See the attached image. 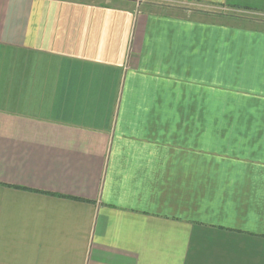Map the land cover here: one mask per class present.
Wrapping results in <instances>:
<instances>
[{"label": "crops", "instance_id": "1", "mask_svg": "<svg viewBox=\"0 0 264 264\" xmlns=\"http://www.w3.org/2000/svg\"><path fill=\"white\" fill-rule=\"evenodd\" d=\"M98 1L0 0V264H264V27Z\"/></svg>", "mask_w": 264, "mask_h": 264}, {"label": "rangeland", "instance_id": "2", "mask_svg": "<svg viewBox=\"0 0 264 264\" xmlns=\"http://www.w3.org/2000/svg\"><path fill=\"white\" fill-rule=\"evenodd\" d=\"M106 0H99V3H104L106 4L107 2H105ZM128 1L127 4L125 5L126 7H128L129 9H132L135 7L137 9H139L141 11V9H145L148 10L147 8H149L150 6L152 7H156L158 6L159 8H164V6H170L175 8V10H177L178 12L181 13V11H188V12H206V13H212V14H230V11L228 9L225 10H221L219 8L216 9H212V8H207L203 5L200 4H195V3H191V4H187L183 1L179 2V1H168V0H126ZM167 8V7H166ZM178 8V9H177ZM165 9V8H164ZM187 13V12H186ZM250 15L249 18L254 19L255 21V27L256 28H262L264 27V15L261 14H247Z\"/></svg>", "mask_w": 264, "mask_h": 264}, {"label": "trees", "instance_id": "3", "mask_svg": "<svg viewBox=\"0 0 264 264\" xmlns=\"http://www.w3.org/2000/svg\"><path fill=\"white\" fill-rule=\"evenodd\" d=\"M175 1H179V0H175ZM181 2V1H179ZM187 4H191V3H195V4H199V2H192V1H183ZM163 7L165 8H159L158 6L156 7H152L150 6L148 9V11H153V12H156V13H163V14H169V15H172V16H180V17H190L192 15H195V14H202V15H208L209 17H217V18H220L222 20H224L225 22H234V23H239V24H248V25H255V21L254 19L252 18H249L250 15H247V14H261V15H264V13H260V12H256V11H253V10H249V9H242V8H230V14H208L206 12H188V11H181L178 12L177 10H175V8L173 7H170V6H164ZM167 7V8H166ZM178 9V8H177ZM141 10H145V9H141ZM146 11V10H145ZM187 12V13H186ZM212 14V15H211Z\"/></svg>", "mask_w": 264, "mask_h": 264}]
</instances>
